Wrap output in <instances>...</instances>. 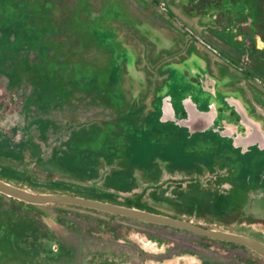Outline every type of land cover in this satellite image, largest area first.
<instances>
[{"label": "rangeland", "instance_id": "obj_1", "mask_svg": "<svg viewBox=\"0 0 264 264\" xmlns=\"http://www.w3.org/2000/svg\"><path fill=\"white\" fill-rule=\"evenodd\" d=\"M244 5L202 16L181 0H0V180L264 243V150L160 123L163 95L178 103L205 71L264 130V19L257 36L248 18L229 20L250 16ZM0 195V224L36 240L0 241V264H264L195 234ZM46 239L61 253L46 256Z\"/></svg>", "mask_w": 264, "mask_h": 264}, {"label": "water", "instance_id": "obj_2", "mask_svg": "<svg viewBox=\"0 0 264 264\" xmlns=\"http://www.w3.org/2000/svg\"><path fill=\"white\" fill-rule=\"evenodd\" d=\"M243 107V106H242ZM244 109V108H243ZM162 119L175 123L178 127L187 128L190 135L193 133L205 132L214 124V116L211 111H199L195 104L192 103L191 109L187 112V117L177 119L174 114V109L171 104V97L167 96L161 100ZM168 117H166V114ZM244 119V123L252 127V133H247L245 136L235 138L227 135L232 139V146L239 148L241 152L250 150L251 147L256 146L258 150H264V130L260 122L254 121L246 116V112L238 113ZM0 194L12 198L14 200L23 202L28 205L45 206V205H67L89 210H94L109 215L129 218L147 224L165 226L181 231L189 232L207 239L231 243L242 246L259 257L264 259V243L250 238L245 235H240L224 230H215L196 224L191 220H184L173 218L167 215L156 214L150 211L127 207L111 202L85 198L81 196L56 194V193H34L24 190L20 187L13 186L7 182L0 180Z\"/></svg>", "mask_w": 264, "mask_h": 264}, {"label": "flooded vegetation", "instance_id": "obj_3", "mask_svg": "<svg viewBox=\"0 0 264 264\" xmlns=\"http://www.w3.org/2000/svg\"><path fill=\"white\" fill-rule=\"evenodd\" d=\"M183 3V10L188 14H198V15H208L214 11H218L219 8L226 2H230L232 4L246 3L248 7L254 5L257 9H259V1L255 3L253 0H181ZM245 6V5H244ZM245 10L237 12L235 16L229 18L233 23L238 21H244L245 19H249V23L253 20L260 22L261 19H264V16H257L254 18L253 16H246ZM248 13V12H247ZM241 14V15H240ZM249 14V13H248ZM186 84V91H182V89H178V94L182 95L178 99V103L173 102L171 100L172 107L174 109V114L177 119L186 118L187 112L191 109L192 103L196 105L199 111H211L214 116V124L207 129L206 131H211V133L215 135H227L233 138L238 139L245 136L247 133H252V127L248 124L244 123V119H242L238 113L246 112V116L248 118L253 119L249 113L247 108L242 105L239 99L236 96L231 94H222L217 90V81L210 75H208L205 71L198 74L196 77H193L190 82ZM190 84H194L197 87L198 94L195 93L194 89L190 87ZM163 96H169L165 94ZM162 96V97H163ZM161 97V98H162ZM163 97V98H165ZM162 98V99H163ZM244 106V107H242ZM168 117L167 113L165 114ZM254 120V119H253ZM256 121V120H254ZM258 122V121H257ZM186 131V129H184ZM227 139L231 142L230 139Z\"/></svg>", "mask_w": 264, "mask_h": 264}, {"label": "trees", "instance_id": "obj_4", "mask_svg": "<svg viewBox=\"0 0 264 264\" xmlns=\"http://www.w3.org/2000/svg\"><path fill=\"white\" fill-rule=\"evenodd\" d=\"M187 1H191V0H187ZM253 1H255V3L257 1L260 2V0H253ZM248 13H249V15L253 16L254 18H256L257 16L263 17V11H260L259 9H257L256 7H254V5H251V4H250V7H248ZM249 26L254 29V35L255 36L259 35V32L261 33V31L258 29L257 21L256 20H253L252 22H250L249 23ZM1 177L2 176H0V179L3 178V177L2 178ZM0 197H2V196L0 195ZM9 199L11 201H13V202L18 203L20 206H23V208H33V207H35L34 205H28V204H25L23 202L14 200L12 198H9ZM68 207H74V206H68ZM76 208H79V207H76ZM80 209H84V208H80ZM85 210H89V209H85ZM89 211L97 212V211H94V210H89ZM103 214H106V213H103ZM124 219H128V218H124ZM138 222H140V221H138ZM9 225L7 223L6 224H0V241L1 242H3V241L6 242V243L8 242V244H13V245L16 246L18 244L20 245V243L22 242V240L25 239L28 236H29L28 239L30 240V242H33L35 240V239L32 238V236H33L32 232L34 231V229H31L30 226H27V225L26 226H23V225L16 224L15 227H13L12 225H10V226ZM149 225L150 226H153V227L161 228V229H171V230H175V231L182 232V233H186V234H192V233H189V232H185V231H181V230H178V229H173V228H169V227H165V226H158V225H152V224H149ZM2 226H5L6 227V228H4L5 229L4 232L2 231ZM36 234H39V233H36ZM201 238H203L205 240L207 239V238H204V237H201ZM48 243H49L48 245L50 246L49 247L50 248V251L48 252L47 255L45 254L46 256H49V255H58V254L61 253V248L58 247L57 244H55L53 240H52V242H51V240H49ZM222 243L227 244V245H231V246H235V247H238V248H244L242 246L235 245V244H231V243H226V242H222ZM43 248H45V247H43Z\"/></svg>", "mask_w": 264, "mask_h": 264}, {"label": "crops", "instance_id": "obj_5", "mask_svg": "<svg viewBox=\"0 0 264 264\" xmlns=\"http://www.w3.org/2000/svg\"><path fill=\"white\" fill-rule=\"evenodd\" d=\"M160 109H161V106H160ZM182 119V118H181ZM162 122H167V123H172V124H175V123H173V122H171V121H168V120H163L162 119V112H161V118H160V123H162ZM176 125V124H175ZM177 126V125H176ZM178 127V126H177ZM179 129H181V130H184V129H186V131H187V137L188 138H191L193 135H195V134H205V133H207L208 131H205V132H201V133H193L192 135H190L189 134V132H188V129L187 128H183V127H178ZM220 138H228V139H230L229 137H223V136H221L220 134L218 135ZM225 140H227V139H225ZM231 140V139H230ZM231 145H232V140H231ZM232 148L233 149H239V148H235V147H233L232 146ZM251 149V148H250ZM124 206V205H123ZM128 207V206H127ZM134 208V207H133ZM138 209H142V210H145V209H143V208H138ZM161 215H163V214H161Z\"/></svg>", "mask_w": 264, "mask_h": 264}]
</instances>
